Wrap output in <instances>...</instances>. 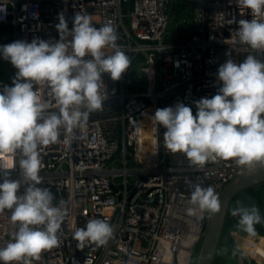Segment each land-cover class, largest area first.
<instances>
[{
  "label": "built area",
  "instance_id": "built-area-1",
  "mask_svg": "<svg viewBox=\"0 0 264 264\" xmlns=\"http://www.w3.org/2000/svg\"><path fill=\"white\" fill-rule=\"evenodd\" d=\"M173 1L0 0V28L11 29L0 33V44L58 39V12L69 28L76 12H86L97 26H114L116 43L130 59L118 80L101 74L100 91L106 86L107 92L101 109L70 133L61 128L57 142L41 146V186L67 213L57 233L59 244L42 251L34 264H194L209 215L186 211L195 207L189 203L194 184L211 185L219 193L236 174L249 170L234 158L209 157L203 167L190 164L183 152L167 149L164 127L150 117L156 108L176 102L191 106L195 115L193 101L218 91L216 71L225 59L240 62L253 54L264 60V50L238 39L235 21L251 15L239 11L235 0H185V13L193 18L188 20L186 13L178 23L169 13ZM127 4L130 9L123 12ZM188 23L192 30L177 35L179 25ZM12 79H1L0 88ZM36 87L49 98L43 86ZM52 111L58 112L54 102L45 116ZM19 158V151L0 152V178L23 181ZM91 218L106 220L113 234L103 245L78 247L72 233ZM241 228L228 231L237 256L264 264V250L255 243L259 239ZM14 230L10 210L0 212V246Z\"/></svg>",
  "mask_w": 264,
  "mask_h": 264
},
{
  "label": "clouds",
  "instance_id": "clouds-1",
  "mask_svg": "<svg viewBox=\"0 0 264 264\" xmlns=\"http://www.w3.org/2000/svg\"><path fill=\"white\" fill-rule=\"evenodd\" d=\"M235 3L239 11L251 15L235 21L239 41L264 50V0ZM57 20L58 39L34 37L0 44V59L16 69L12 83L0 88V152L19 151L23 176V181L0 178V212L10 210L15 225L11 238L0 246V264H34L42 251L59 244L57 233L67 210L54 204V193L41 186V146L57 142L61 128L70 133L101 109L107 98L106 86L103 94L100 91L101 74L115 81L130 65L111 23L97 26L86 12L73 15L71 28L63 12L57 13ZM216 78L218 91L193 101L195 115L183 102L158 107L150 115L165 129V146L183 152L196 167H203L209 157L234 158L247 169L264 167V60L253 54L240 62L227 58L218 65ZM37 85L47 90L48 99ZM53 102L58 112L45 116ZM189 203L195 206L186 209L189 215L220 208L214 188L199 183L194 184ZM232 214H238V225L253 235L254 225L264 219L254 205L236 207ZM112 234V226L100 218L89 219L72 233L78 247L89 242L103 245Z\"/></svg>",
  "mask_w": 264,
  "mask_h": 264
},
{
  "label": "water",
  "instance_id": "water-1",
  "mask_svg": "<svg viewBox=\"0 0 264 264\" xmlns=\"http://www.w3.org/2000/svg\"><path fill=\"white\" fill-rule=\"evenodd\" d=\"M15 74L16 69L12 66ZM235 196L240 206L254 205L264 217V167H256L236 174L218 193L220 208L209 212L208 221L194 264H212L217 251L230 199ZM239 218V215H235ZM256 232L264 234V219L254 225Z\"/></svg>",
  "mask_w": 264,
  "mask_h": 264
},
{
  "label": "trees",
  "instance_id": "trees-1",
  "mask_svg": "<svg viewBox=\"0 0 264 264\" xmlns=\"http://www.w3.org/2000/svg\"><path fill=\"white\" fill-rule=\"evenodd\" d=\"M130 4L123 6V12H126L130 8ZM185 7L186 2L185 0H174L171 3V7L169 10V13L172 16V23H178V19L182 18L184 14H188V12L185 13ZM192 23L188 24H182L179 25L177 29V35L185 36L188 32L192 30ZM1 34H10L11 29L7 27H1L0 28ZM12 79L13 78V70L12 65L8 60L0 59V80L1 79ZM238 219L235 217V215L232 214L231 211L226 212V216L224 219L223 229L220 237V241L218 243L217 251L213 263L212 264H224L227 261V257L238 255V251L235 249L233 240L229 236V229H234L238 227ZM198 251V248H196V253ZM247 264H256L255 262L249 260Z\"/></svg>",
  "mask_w": 264,
  "mask_h": 264
},
{
  "label": "crops",
  "instance_id": "crops-1",
  "mask_svg": "<svg viewBox=\"0 0 264 264\" xmlns=\"http://www.w3.org/2000/svg\"><path fill=\"white\" fill-rule=\"evenodd\" d=\"M236 217V216H235ZM241 231L244 235H247L250 238H254V239H259L257 243V247L259 248V251L264 250V234L258 233L255 231V234H249L248 232H246L242 226ZM238 262V261H237ZM247 260L245 258H242V260H240L241 264H246ZM224 264H236V255L234 256H229L227 257V261Z\"/></svg>",
  "mask_w": 264,
  "mask_h": 264
},
{
  "label": "flooded vegetation",
  "instance_id": "flooded-vegetation-1",
  "mask_svg": "<svg viewBox=\"0 0 264 264\" xmlns=\"http://www.w3.org/2000/svg\"><path fill=\"white\" fill-rule=\"evenodd\" d=\"M240 204L237 202L236 200V197L233 196L231 199H230V202H229V210L228 211H231L232 212V209L236 208V207H239ZM236 218L238 219L239 221V218L236 216Z\"/></svg>",
  "mask_w": 264,
  "mask_h": 264
},
{
  "label": "rangeland",
  "instance_id": "rangeland-1",
  "mask_svg": "<svg viewBox=\"0 0 264 264\" xmlns=\"http://www.w3.org/2000/svg\"><path fill=\"white\" fill-rule=\"evenodd\" d=\"M188 20H191L192 18H193V16L191 15V14H188V15H186L185 16ZM198 247H199V245H198ZM197 247V248H198ZM238 261V262H237ZM236 264H241L240 263V258L238 257V256H236Z\"/></svg>",
  "mask_w": 264,
  "mask_h": 264
},
{
  "label": "bare ground",
  "instance_id": "bare-ground-1",
  "mask_svg": "<svg viewBox=\"0 0 264 264\" xmlns=\"http://www.w3.org/2000/svg\"><path fill=\"white\" fill-rule=\"evenodd\" d=\"M200 244V243H199Z\"/></svg>",
  "mask_w": 264,
  "mask_h": 264
}]
</instances>
